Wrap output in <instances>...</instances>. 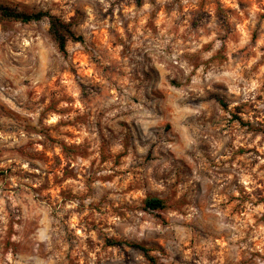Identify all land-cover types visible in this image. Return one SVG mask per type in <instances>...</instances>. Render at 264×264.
<instances>
[{
  "label": "clouds",
  "instance_id": "obj_1",
  "mask_svg": "<svg viewBox=\"0 0 264 264\" xmlns=\"http://www.w3.org/2000/svg\"><path fill=\"white\" fill-rule=\"evenodd\" d=\"M0 264H264V0H0Z\"/></svg>",
  "mask_w": 264,
  "mask_h": 264
}]
</instances>
